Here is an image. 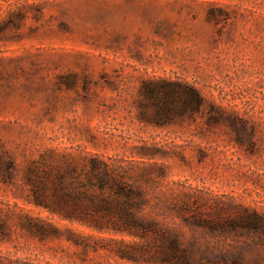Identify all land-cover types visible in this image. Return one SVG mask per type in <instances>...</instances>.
Listing matches in <instances>:
<instances>
[{"label":"rangeland","instance_id":"374dc122","mask_svg":"<svg viewBox=\"0 0 264 264\" xmlns=\"http://www.w3.org/2000/svg\"><path fill=\"white\" fill-rule=\"evenodd\" d=\"M148 79L188 83L220 118L155 121L138 104ZM88 157L142 185L150 209L187 201L159 219L189 252L264 264V232L260 245L211 227L237 208L264 216V0H0V264H166L151 236L32 202L28 169L53 177Z\"/></svg>","mask_w":264,"mask_h":264},{"label":"trees","instance_id":"16d2710c","mask_svg":"<svg viewBox=\"0 0 264 264\" xmlns=\"http://www.w3.org/2000/svg\"><path fill=\"white\" fill-rule=\"evenodd\" d=\"M138 104L142 111L152 109L157 122L171 120L173 116L188 112L207 114L209 123L220 118L212 105H207L198 91L182 81L145 80L139 89ZM145 117V113H142ZM150 120V117H146ZM15 169L8 158L6 178L12 177ZM25 183L30 187L32 202L61 218L77 221L98 231L128 234L140 239L159 241V259L166 264H210L220 260L228 264L227 255L191 253L183 244L181 235L163 220L171 214L183 218L192 211L187 201L166 203L160 201L150 209L147 190L127 177L125 171L113 167L96 158L88 157L78 170L76 165L58 170L53 177L50 172L40 176L31 169L25 175ZM159 206V212L155 210ZM227 236H256L264 232V216L246 208H237L227 222L219 221L211 225ZM150 244L146 246L150 249ZM241 253L232 255L233 264H241Z\"/></svg>","mask_w":264,"mask_h":264}]
</instances>
